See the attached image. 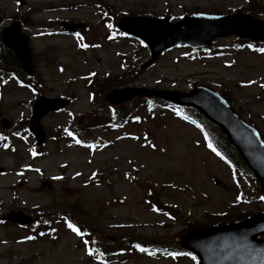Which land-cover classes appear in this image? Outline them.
I'll return each mask as SVG.
<instances>
[{"label": "rangeland", "instance_id": "374dc122", "mask_svg": "<svg viewBox=\"0 0 264 264\" xmlns=\"http://www.w3.org/2000/svg\"><path fill=\"white\" fill-rule=\"evenodd\" d=\"M22 1L0 0L1 26L26 20L34 66L32 88L0 79V119L11 122L6 129L0 123V264H197L187 255L139 253L130 241L178 244L191 228L264 207L257 182L236 179L201 130L166 104L149 107L134 97L118 105L130 113L121 127L104 121L111 111L105 93L113 87L187 91L205 84L224 94L264 140V45L232 49L236 37H221L215 49L178 46L140 68L147 48L114 30L120 16L134 14L176 20L193 11L241 10L264 20V0ZM60 21L84 27L78 36L63 32ZM41 94L70 102L41 119L47 136L59 126V138L37 147L26 127L30 104ZM69 127L83 133L80 143L66 137ZM13 209L54 222L57 237L34 240L29 227L1 220ZM103 246L120 250L107 256Z\"/></svg>", "mask_w": 264, "mask_h": 264}, {"label": "water", "instance_id": "95a60500", "mask_svg": "<svg viewBox=\"0 0 264 264\" xmlns=\"http://www.w3.org/2000/svg\"><path fill=\"white\" fill-rule=\"evenodd\" d=\"M68 30L76 25L64 23ZM119 27L144 39L150 50L151 59L160 51L176 44L192 47L205 46L212 39L223 35H239L250 39H264V21L249 15L236 13L229 15L195 14L170 23L168 18H122ZM2 40L11 48L21 62L22 68L32 71L31 53L27 36L20 31L19 23L13 22L2 30ZM148 63V62H147ZM135 94L156 95L170 101L199 110L206 118L215 122L226 134L246 163L258 177L264 195V143L255 127L240 119L222 97L204 85H196L189 92L125 88L107 95L112 103L129 99ZM67 103L63 99L40 97L33 106L30 129L38 143L44 132L39 125L41 116L59 109ZM6 218L26 223L29 220L20 212H10ZM264 233V210L238 223L197 228L180 236V244L193 251L199 264H264V239L256 236Z\"/></svg>", "mask_w": 264, "mask_h": 264}, {"label": "trees", "instance_id": "16d2710c", "mask_svg": "<svg viewBox=\"0 0 264 264\" xmlns=\"http://www.w3.org/2000/svg\"><path fill=\"white\" fill-rule=\"evenodd\" d=\"M1 54H0V72L2 74H16L17 76L23 77V74L20 72L19 63L15 55L0 45ZM194 117L199 121L202 128L210 138L211 142L215 147L220 151L225 160L231 164L235 169L243 172L244 174H249V170L246 165L239 157L235 149L229 144L225 136L220 132V130L211 122L204 120L200 114L192 112ZM245 214L242 216L244 217ZM240 214L236 215V218L242 217Z\"/></svg>", "mask_w": 264, "mask_h": 264}, {"label": "snow or ice", "instance_id": "6c2138e0", "mask_svg": "<svg viewBox=\"0 0 264 264\" xmlns=\"http://www.w3.org/2000/svg\"><path fill=\"white\" fill-rule=\"evenodd\" d=\"M108 27L111 28L112 25L109 24ZM77 35H79V34H77ZM121 35H123V33H121ZM80 46H81V47H87V45H85V44H81ZM249 47H251V45H250ZM259 51L264 52V48L259 49ZM248 83H254V82H252V81H248ZM261 86L264 87V85H261ZM68 134H69V135H72L71 132H69ZM5 139H6V138H5ZM77 143H80V141L77 140ZM4 146L7 147V144H5ZM89 147H92V145H89ZM209 147L212 148V150H213L214 152L216 151V149L212 147L211 143H209ZM216 154H217V155H220V153H218V152H217ZM33 155H35V153H33ZM36 171H39V169H37ZM77 175H79V173H77ZM55 179H60V177H55ZM260 199L264 200V197H260ZM67 226H68L73 232L77 233V235H83V233H82V232H81V231H80V230H79V229H78L73 223L68 222V225H67ZM29 239H31V237H29ZM84 243H85V245L87 246L89 242H88L87 240H85ZM136 247L139 248V245H137ZM140 251H146V249L140 248ZM262 251H264V250H262ZM88 252H89V255H92V254H93V252H92V250H91L90 248L88 249ZM172 255H173V256H176V255H187V256H191L193 260L196 259V257H195V256H192V253H190V252H189V253H179V254H178V253H172Z\"/></svg>", "mask_w": 264, "mask_h": 264}]
</instances>
